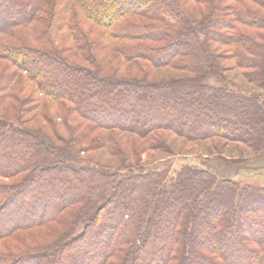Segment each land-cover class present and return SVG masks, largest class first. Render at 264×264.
<instances>
[{
	"label": "trees",
	"instance_id": "trees-1",
	"mask_svg": "<svg viewBox=\"0 0 264 264\" xmlns=\"http://www.w3.org/2000/svg\"><path fill=\"white\" fill-rule=\"evenodd\" d=\"M192 2L197 12L182 0H0V264H264V187L189 164L166 184L79 157L113 150L120 133L161 149L157 132L264 154L261 94L207 83L224 70L222 44L264 92V0ZM127 62L189 75L117 76ZM19 78L33 83L23 99L9 89ZM37 111L43 126H27ZM53 225L46 250L5 255Z\"/></svg>",
	"mask_w": 264,
	"mask_h": 264
},
{
	"label": "rangeland",
	"instance_id": "rangeland-1",
	"mask_svg": "<svg viewBox=\"0 0 264 264\" xmlns=\"http://www.w3.org/2000/svg\"><path fill=\"white\" fill-rule=\"evenodd\" d=\"M182 1L197 12L198 5L192 2V0ZM260 33L263 34L264 32L260 31ZM256 43L263 45L262 43L264 42L257 40ZM213 47L216 49L215 52L218 55L224 57V60L220 62L224 70H222V75L220 76H209L207 83L214 87L227 84V86H231L237 90H251L255 93H260L261 99L264 102V92L262 93L256 86L248 84L243 78L240 69L236 68L234 62L227 58L230 53L229 47L222 44L213 45ZM108 59L112 60V65L115 66V62L117 61L116 56L111 54ZM24 74L25 72L22 71L20 75ZM140 74H146L149 80L156 81L187 77L189 75L187 72L170 68L150 69L145 63L136 64L134 62H127L120 66L117 76L136 77L140 76ZM32 88L33 83L23 84L20 78L9 86V89L15 92L23 89L21 93H18L21 99L26 97V95L28 96L32 92ZM6 103H10V100L4 104ZM38 111L26 115L27 118L32 119L31 122H28L27 126H43ZM56 120L59 121V119ZM156 139L157 145H162L161 149H155L154 146L156 145L150 144L148 140H139L131 134L120 133L116 135L115 142L117 146L113 150L107 147L92 151H80L79 157L88 167L114 172L119 176L133 174L142 170H158L163 174H167L166 184L169 182L168 179L174 176L181 166L189 164L211 170L217 179L231 178L236 181L237 185L239 183H247L264 187V154H257L253 149L244 144L228 142L218 137L202 141H187L162 132H157ZM117 151L122 154H117ZM123 166L126 168L121 169ZM58 231L57 225L49 226L48 230H37L33 236L39 237L38 242L31 244L25 250V247L22 246L13 250L11 249L5 255L15 258L23 253L32 254L34 251H41L44 248L46 250L49 247L47 245L48 241L54 238ZM18 234L21 237L20 240L27 241L26 238L22 237V233ZM49 234H52V236ZM9 243L10 245L13 244L12 241Z\"/></svg>",
	"mask_w": 264,
	"mask_h": 264
}]
</instances>
